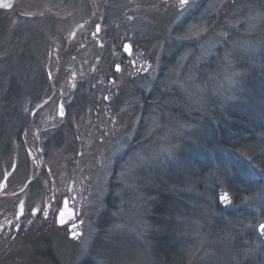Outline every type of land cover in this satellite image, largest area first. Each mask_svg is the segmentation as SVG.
Here are the masks:
<instances>
[{"label": "rangeland", "instance_id": "374dc122", "mask_svg": "<svg viewBox=\"0 0 264 264\" xmlns=\"http://www.w3.org/2000/svg\"><path fill=\"white\" fill-rule=\"evenodd\" d=\"M205 1L0 9V264H264V133L226 125L264 109V0Z\"/></svg>", "mask_w": 264, "mask_h": 264}, {"label": "trees", "instance_id": "16d2710c", "mask_svg": "<svg viewBox=\"0 0 264 264\" xmlns=\"http://www.w3.org/2000/svg\"><path fill=\"white\" fill-rule=\"evenodd\" d=\"M0 15H3L2 10H0ZM6 16H9V15H6ZM1 19L2 18L0 17V21H1ZM262 65H264V60L262 61ZM260 74L262 77H260L259 79L257 78L258 80L252 81L253 84L250 83V84H252V87H254V88L257 87L259 89L258 90L259 96L257 99V103H259L258 100H261V101L263 100V102H264V71H261ZM11 85H12V88H11L10 94L11 95L16 94V95H12V96H18L17 94L19 93V91H18L19 89L17 87V82L12 81ZM245 99H246V100H244L245 105L239 104L238 109H234L232 111V113L230 114L231 121L226 123V125H228L227 128L230 127V129H227V130L232 131L233 133H236L235 135L232 136L231 142L232 143L235 142V143L239 144L241 146V148H244L246 151H248L247 149L249 148V146L247 147V144L258 141V139L254 140L255 139L254 137H252V136L249 137V136H247L246 133L252 129H254L257 133H261V132L264 133V109L261 106V108H259L260 112H254L255 107L254 106L250 107L248 104V102H251L250 96H247ZM1 103H2V101H1ZM8 114H6V115H8ZM3 115H5V114H3V113L0 114V124L3 122L2 121V119H4L2 117ZM0 137H1V133H0ZM234 149L236 150V148H234ZM249 153L251 155H255L256 158L254 159L255 161H253V162L258 161L257 164L259 165V170L261 171L258 173L264 175V154H261L260 151L257 153H252V152H249ZM252 158H253V156H252ZM233 171H234V169H233ZM253 175L251 174V172H249L248 170H245L242 167H241V169H239V172H237V175H234L236 177H233V180H231V184L229 183L228 186H229L230 191L232 193V196L235 200L237 199V195H239L238 189H240L241 187H244L246 185V183H248L250 180H251L250 182H252L253 181L252 179L254 178ZM235 185L237 187H235ZM243 194H244V192H243ZM161 241L162 242L166 241V246H167L169 239H166V240L163 239ZM159 252L156 251L155 253L157 255H162V257H163V255H165V253H163L162 249L159 250ZM166 258L170 261L169 257H166Z\"/></svg>", "mask_w": 264, "mask_h": 264}, {"label": "flooded vegetation", "instance_id": "af4514ba", "mask_svg": "<svg viewBox=\"0 0 264 264\" xmlns=\"http://www.w3.org/2000/svg\"><path fill=\"white\" fill-rule=\"evenodd\" d=\"M207 1V0H206ZM205 1V2H206ZM205 4V3H204ZM203 5V4H202ZM200 13V10H199V8H198V10H196V11H194L190 16H187V18H193V17H195L196 15H198ZM85 18V21H83L82 22V20ZM89 18L90 17H83L81 20H80V23L82 22L83 24L84 23H87V21L89 20ZM131 23V22H130ZM129 23V24H130ZM133 23V22H132ZM132 23H131V25H132ZM125 33H127V34H129V31H125ZM76 38V36L74 37V39ZM125 45H127V44H125ZM128 46V45H127ZM127 46H126V48H124V49H122V51H123V53L125 54V56L128 58V57H130V49L128 48L127 49ZM125 47V46H124ZM114 53H115V49H111V51H110V54H108L107 56H102V58H100V60L101 61H103L104 59H110V58H115V55H114ZM114 61V60H113ZM98 65V64H97ZM104 65V67H105V64H103ZM111 65H112V62H111ZM132 65H133V63H132ZM28 78H29V76H28ZM110 81H112L111 79H110ZM41 83H42V81H40L39 82V85H41ZM58 141H60V142H63L61 139H59ZM64 221V223H68V222H73L74 221V218L73 217H71L70 219H69V217L68 218H66V219H64L63 220ZM69 225V229H76V224L75 223H72V224H68Z\"/></svg>", "mask_w": 264, "mask_h": 264}, {"label": "snow or ice", "instance_id": "6c2138e0", "mask_svg": "<svg viewBox=\"0 0 264 264\" xmlns=\"http://www.w3.org/2000/svg\"><path fill=\"white\" fill-rule=\"evenodd\" d=\"M180 3L182 4V5H186L187 4V0H180ZM8 5H5V7H7ZM220 199L222 200V201H224V202H228V200H229V197L225 194V195H222L221 197H220ZM259 231L262 233V234H264V223H261V224H259ZM73 238L75 239V238H77V234H73Z\"/></svg>", "mask_w": 264, "mask_h": 264}, {"label": "bare ground", "instance_id": "6f19581e", "mask_svg": "<svg viewBox=\"0 0 264 264\" xmlns=\"http://www.w3.org/2000/svg\"><path fill=\"white\" fill-rule=\"evenodd\" d=\"M13 0H0V6H3L4 8H10L13 4ZM5 5H8L5 7Z\"/></svg>", "mask_w": 264, "mask_h": 264}, {"label": "water", "instance_id": "95a60500", "mask_svg": "<svg viewBox=\"0 0 264 264\" xmlns=\"http://www.w3.org/2000/svg\"><path fill=\"white\" fill-rule=\"evenodd\" d=\"M16 0H13V2H15ZM0 9H8V8H4L3 6H0Z\"/></svg>", "mask_w": 264, "mask_h": 264}]
</instances>
